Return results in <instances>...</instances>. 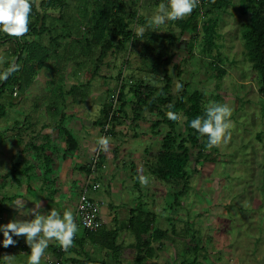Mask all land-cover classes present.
Wrapping results in <instances>:
<instances>
[{
	"label": "rangeland",
	"instance_id": "374dc122",
	"mask_svg": "<svg viewBox=\"0 0 264 264\" xmlns=\"http://www.w3.org/2000/svg\"><path fill=\"white\" fill-rule=\"evenodd\" d=\"M43 1L36 0V8L45 17L46 29L30 30L22 39L50 46V58L24 91L17 84L8 85L0 96L6 104L0 116V202L15 201L19 194L14 191L27 183L26 175L18 171L27 172L36 163L33 145H38L42 131L53 127L63 136L58 127L69 125L80 149L90 140L96 143L98 137L110 138V150L101 151L95 144L86 166L94 175L92 181L98 183L91 188V197L95 201L108 198L103 212L110 216L109 226L120 229L119 258L124 264L133 261L137 252L139 238L127 230V224L139 208L154 212L155 228L169 232L163 243L153 239L154 229L141 237L151 238L154 246L162 244L154 257L160 264H264V95L242 36L250 14L239 10L240 0L220 8L199 4L191 15L167 21L157 31L148 28L147 19L160 3L167 2L124 0L125 21L134 37L117 41L101 60L100 41L109 31L102 33L93 26L100 9L111 0H65V5ZM189 20L197 22L196 29ZM141 27L144 34L137 37ZM16 46L15 38L0 32L4 58L0 72L15 58ZM158 52L171 55L170 62L158 63ZM168 79V92L174 96L180 92L175 90L177 82L183 87L188 83L190 90L202 92L204 109L217 102L228 103L233 110L231 140L219 148L202 149L211 159L199 157V144L186 143L190 175L185 179L164 177L167 162L161 154L170 126L161 114L163 106L144 107L137 115L134 85L163 86ZM122 100L126 101L123 107ZM178 114L182 120L176 130L185 135V117ZM17 161L21 164L13 175ZM26 172L27 176L34 173ZM141 174L149 177L147 185L139 182ZM175 190L181 192L179 206L173 205ZM10 194L11 200L3 198ZM65 208L61 214L70 205ZM76 223L77 237L84 232ZM75 243L83 254L87 249L89 253L103 249L98 244L87 248ZM108 260L118 264L115 255Z\"/></svg>",
	"mask_w": 264,
	"mask_h": 264
},
{
	"label": "trees",
	"instance_id": "16d2710c",
	"mask_svg": "<svg viewBox=\"0 0 264 264\" xmlns=\"http://www.w3.org/2000/svg\"><path fill=\"white\" fill-rule=\"evenodd\" d=\"M52 1L54 0H44L43 2L47 5L51 4ZM57 2L65 5V0H57ZM230 3L231 0H202V5H209L210 8H220ZM238 8L242 13L250 14L249 20L242 26V36L245 39V44L248 49V54L253 61V66L255 70L259 72V79L261 81L259 89L260 93L264 95V0H240ZM126 10H128V7L124 0H111V2H107L106 5L100 9L93 28L102 33L107 29V32L109 31V36L104 37L101 41L98 36L97 40L100 41L101 45V52L98 59L101 60L106 54H108L109 50L114 47L117 41L122 40L124 37H134L133 31L128 28V24L125 21L124 14ZM32 15L34 19L29 26L30 30L37 32L39 30L43 32L46 29L45 17H42L37 10L36 4L33 5ZM40 19L42 22L41 26L38 28ZM189 21L193 28L196 29L198 26L197 22ZM15 42L17 46L14 53L15 58L17 56L18 60L16 61L15 58H13L11 62L15 61L20 67L19 70L11 74L7 80L0 81V96L4 93L5 88L8 85L17 84L18 87L24 91L33 80L37 73V69L42 67L51 55V47L36 39L26 41L22 38H15ZM157 59L160 64H168L171 60V55L165 57L163 53L158 52ZM97 68H99V65ZM178 73L181 75V70H179ZM169 88V79L163 86L151 85L144 82L135 84L134 91L136 94V107L139 109L137 115H140V110H143L144 107L152 109L157 105L163 106L161 114L170 126L164 137L165 151L161 154L167 162V167L164 168V177L170 179L171 176H173L185 179L190 175L186 169L190 160V152L186 144L187 142H190L193 145H200V158L203 157L205 160L211 159L210 154L204 153V150H202L206 149L207 138L201 137L199 133L190 126L192 119L198 116L203 117L205 115L203 95L199 89L190 90L188 83H184L182 90L175 96L168 92ZM123 96L124 90L121 88L120 97L122 98ZM125 103L126 101L122 100V107ZM169 105H172V107L169 108ZM5 109L6 104L0 101V116L3 115ZM168 111H173L177 114L181 112L184 114V123L187 130L185 135L177 132V122L170 120L167 117ZM64 130L67 134V147H77V139L72 135L69 129L64 128ZM33 147L38 151L37 145L34 144ZM20 164V161L14 163L13 175L18 171L17 169ZM184 187H187V185L182 186L180 191H182ZM180 191H174L175 201L173 205H181ZM101 217L103 219V226L98 230L87 229L78 221V224L83 228L84 233L75 237L74 246L70 248L68 252L62 251L61 248L57 246L59 255L58 259H67L75 264H108L103 251L111 249L113 251L112 254L118 259V264H124L119 258V251L123 247V241L118 242L120 229L118 227L109 226L102 215ZM156 218L157 216L154 212L145 211L140 208L133 210V213L128 220L127 230L135 234L139 240L136 243L137 252L134 255L133 261L128 262L127 264H160L158 261L154 260V257L156 255V250L161 249L162 244L154 246L151 238L148 237L144 240L141 239L142 235L149 232L151 229H154L151 234L153 239L160 241V243H163V239L168 237L167 235L169 232L166 229L160 227L155 228L154 221ZM75 219L78 220L77 217H75ZM89 238L94 247L98 244L97 248L102 246L103 249L92 253H89L87 249V251L85 250V254H83V251L80 249V252H78L79 255L75 257L68 256L71 250H79V248H76L75 241H78L80 245H85L84 240ZM194 248L197 249L196 246Z\"/></svg>",
	"mask_w": 264,
	"mask_h": 264
},
{
	"label": "clouds",
	"instance_id": "9594fccd",
	"mask_svg": "<svg viewBox=\"0 0 264 264\" xmlns=\"http://www.w3.org/2000/svg\"><path fill=\"white\" fill-rule=\"evenodd\" d=\"M36 0H0V32L9 37L20 39L30 31V24L33 12V5ZM200 4V0H167V3H160L155 13L147 19L148 28L157 31L167 21H177L191 15L193 10ZM37 10L38 5H37ZM145 29L136 30L135 35L142 37ZM4 58L0 56V64ZM19 65L12 61L9 67L0 72V81H5L14 72L19 70ZM183 85L180 82L175 84V90L181 91ZM172 105H169L171 108ZM232 108L228 103L210 102L205 106V115L198 116L191 120L190 126L195 129L201 137H206V149L219 148L231 140V130L234 124L231 120ZM170 120L181 122L182 117L173 111L167 112ZM96 144L101 151L110 150V138L98 137ZM141 185L149 183V177L139 175ZM23 200H16L12 204L16 206L22 215L32 214L30 220H13L6 225H0L3 232V246L5 248L14 246L17 241L13 236H23L31 252L28 255L27 264H41L49 243L55 241L62 251L68 252L74 246L76 234L79 231L75 216L71 210H64L63 213L52 208L46 214H41L40 203H35L32 209L24 210ZM91 225H89L90 227ZM11 256L4 258L10 259Z\"/></svg>",
	"mask_w": 264,
	"mask_h": 264
},
{
	"label": "crops",
	"instance_id": "0c3cea01",
	"mask_svg": "<svg viewBox=\"0 0 264 264\" xmlns=\"http://www.w3.org/2000/svg\"><path fill=\"white\" fill-rule=\"evenodd\" d=\"M58 128L63 130L65 133L63 136L60 135V131L54 132L53 127L46 128L42 131V137L38 140V145L35 144L38 146V151L35 152V154L38 155L36 163L34 162L31 166L26 168V170H28L27 172L32 170L34 173L27 176V174H25L26 171H18L22 175H26L27 183L24 185H19L18 190L14 191V193L19 194L18 197L16 196V200L19 199L25 201L24 210L32 209L35 207V203H40L41 214H46L52 208H55L61 212L63 208L67 209L65 207L70 205V210L76 216L77 197L80 186L79 184L85 180L88 174L91 172L90 168L87 167V161L92 153V147L96 143H93V140H90L86 148L80 149L78 137L74 134V131L69 125ZM64 128L69 129L72 135L76 137L78 142L77 147H67V134ZM88 133L94 135V132ZM18 174L17 178L20 180V176L18 177ZM31 178L35 179L34 183L31 182ZM11 195L13 194L8 196L4 195L3 198H10L9 200H11ZM35 197H37L36 200H34ZM100 199L101 200L96 201L101 206V215L103 216L105 222L109 223L110 216L106 214L104 215L105 212H103L104 208L106 207L105 201L108 198L101 197ZM4 202L7 201L5 200ZM4 202H0V225H6L9 221L13 220H30L34 218L32 214L22 215L20 212H18L16 206L12 204L14 201H9V205L4 204ZM4 208L5 211L2 212ZM13 239H15L17 243L14 246H9L7 248H5L3 243L0 242V258L2 260V264H27L28 254H30L31 249L27 245L25 237L13 236ZM0 241H3L2 231H0ZM84 244L89 248L90 245L91 247L94 246L89 239L84 240ZM57 246L58 245L55 241L49 243V247L45 251V256L42 258L41 264H52V262L59 258ZM78 252H80V249L71 250L68 256L75 257L79 255ZM103 252L109 264L108 259L111 257V255L114 256V254H110L108 251ZM5 256L11 257L10 259H6L4 258Z\"/></svg>",
	"mask_w": 264,
	"mask_h": 264
},
{
	"label": "built area",
	"instance_id": "2783aa9c",
	"mask_svg": "<svg viewBox=\"0 0 264 264\" xmlns=\"http://www.w3.org/2000/svg\"><path fill=\"white\" fill-rule=\"evenodd\" d=\"M167 2V0H163ZM202 4V0H200ZM94 175L92 171L88 174L85 180L79 185L77 205H76V217L79 223L90 230H98L103 226V219L101 217L100 205L90 195L91 188L98 187V183L92 181ZM89 225H91L89 227ZM52 264H75L67 259H57Z\"/></svg>",
	"mask_w": 264,
	"mask_h": 264
}]
</instances>
